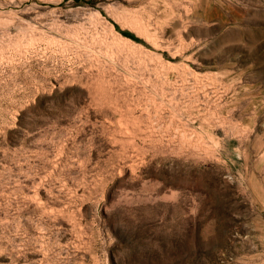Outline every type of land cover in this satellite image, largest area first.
<instances>
[{
    "label": "rangeland",
    "instance_id": "1",
    "mask_svg": "<svg viewBox=\"0 0 264 264\" xmlns=\"http://www.w3.org/2000/svg\"><path fill=\"white\" fill-rule=\"evenodd\" d=\"M0 264H264V0H0Z\"/></svg>",
    "mask_w": 264,
    "mask_h": 264
}]
</instances>
